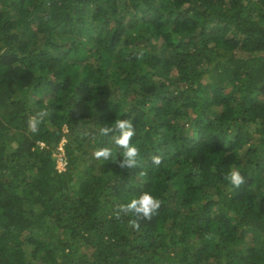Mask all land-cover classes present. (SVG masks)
I'll return each instance as SVG.
<instances>
[{"label": "trees", "instance_id": "1", "mask_svg": "<svg viewBox=\"0 0 264 264\" xmlns=\"http://www.w3.org/2000/svg\"><path fill=\"white\" fill-rule=\"evenodd\" d=\"M0 264H264V0H0Z\"/></svg>", "mask_w": 264, "mask_h": 264}, {"label": "clouds", "instance_id": "2", "mask_svg": "<svg viewBox=\"0 0 264 264\" xmlns=\"http://www.w3.org/2000/svg\"><path fill=\"white\" fill-rule=\"evenodd\" d=\"M49 115L47 109L37 111L33 116L29 117V128L35 132L38 130V125L44 121ZM101 136H108L112 133L111 140L118 151L114 154L111 147H100L93 151L92 156L97 161H112L118 163L120 168L132 169L140 165V150L132 143L133 137L136 135V127H134L131 118L115 119L110 126H101L99 128ZM122 157V159H119ZM152 163L154 166H159L162 163L160 155H152ZM103 164V163H102ZM139 174L143 175L141 171ZM224 179L228 181L234 188H239L245 183V178L238 168L230 169ZM161 207V200L152 195L149 191H144L133 197L127 203H122L117 206L116 217L121 214L130 217L127 223L129 228L134 231H140L141 221H151L158 214Z\"/></svg>", "mask_w": 264, "mask_h": 264}, {"label": "built area", "instance_id": "3", "mask_svg": "<svg viewBox=\"0 0 264 264\" xmlns=\"http://www.w3.org/2000/svg\"><path fill=\"white\" fill-rule=\"evenodd\" d=\"M41 145H43V143H41ZM59 151H62V155L58 158L57 166L59 169L65 170L66 169V161L63 158L64 153H63L61 146L59 147Z\"/></svg>", "mask_w": 264, "mask_h": 264}, {"label": "rangeland", "instance_id": "4", "mask_svg": "<svg viewBox=\"0 0 264 264\" xmlns=\"http://www.w3.org/2000/svg\"><path fill=\"white\" fill-rule=\"evenodd\" d=\"M63 150V148H62ZM62 155V151H59V153L57 154L58 158ZM58 161V160H57Z\"/></svg>", "mask_w": 264, "mask_h": 264}]
</instances>
